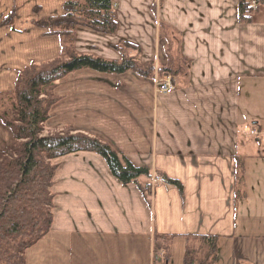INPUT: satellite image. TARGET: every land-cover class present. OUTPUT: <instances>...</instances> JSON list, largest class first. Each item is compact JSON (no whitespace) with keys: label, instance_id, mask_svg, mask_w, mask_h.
I'll use <instances>...</instances> for the list:
<instances>
[{"label":"crops","instance_id":"1","mask_svg":"<svg viewBox=\"0 0 264 264\" xmlns=\"http://www.w3.org/2000/svg\"><path fill=\"white\" fill-rule=\"evenodd\" d=\"M65 2L0 0V95L14 92L29 66L60 57V39L33 23L63 16ZM239 3L113 0L115 35L77 30L79 55L120 62L115 48L127 42L143 66L158 70L180 57L188 69L171 77L168 93L157 76L133 72L82 70L57 83L45 131L73 129L104 142L149 168L152 181L140 184L153 191L148 203L95 153L53 161L52 225L26 264H171L204 237L216 240L215 264H264V4L246 23ZM12 141L0 121V152Z\"/></svg>","mask_w":264,"mask_h":264},{"label":"trees","instance_id":"2","mask_svg":"<svg viewBox=\"0 0 264 264\" xmlns=\"http://www.w3.org/2000/svg\"><path fill=\"white\" fill-rule=\"evenodd\" d=\"M254 3L258 5L256 10ZM262 4V0H240L241 22L252 23ZM64 9L65 14L61 17L33 23L45 30L47 36L60 39V57L43 66H29L19 73L15 91L0 95V121L13 134L11 145L0 152V264H26L27 251L49 233L54 208L51 189L56 172L52 162L59 158L95 153L106 161L119 182L138 185L148 203L152 196V184H140L143 178L152 181L151 170L134 166L125 155L115 152L104 142L73 129L43 136L44 125L58 101L55 96L57 83L82 70L107 75L133 72L146 79L170 75L174 79L188 69L187 62L180 57H171L170 66L158 70L154 64L143 66L140 49L128 43L115 48L122 56L120 62L78 55L74 51L77 29L87 28L108 36L117 33L113 0H66ZM156 177L168 186L182 190L180 182L163 175ZM202 245L207 246L208 251L197 258L190 250L185 264L216 263V240L204 237Z\"/></svg>","mask_w":264,"mask_h":264},{"label":"rangeland","instance_id":"3","mask_svg":"<svg viewBox=\"0 0 264 264\" xmlns=\"http://www.w3.org/2000/svg\"><path fill=\"white\" fill-rule=\"evenodd\" d=\"M253 7H254V9L256 10L257 8H258V5L256 4V6H254L253 5ZM12 19V18H11ZM11 19H9V21H11ZM5 22H7V21H5ZM80 29V28H79ZM87 29V28H86ZM78 30V29H77ZM90 30V29H89ZM92 31V30H91ZM94 32V31H93ZM76 35H77V32H76ZM75 42H76V39H75ZM124 43H127V42H124ZM122 44V43H121ZM129 44V43H128ZM130 45H132V44H130ZM133 46V45H132ZM136 47V46H135ZM74 51H75V53H77L76 52V50H75V44H74ZM129 53V52H128ZM78 54V53H77ZM130 54H132V55H134L135 54V52L134 51H130ZM79 55V54H78ZM81 56H87V55H81ZM96 58V57H95ZM165 76V75H164ZM163 76V77H164ZM158 82H159V80H158ZM158 84V83H157ZM16 88V87H15ZM159 88V87H158ZM44 127H45V125H44ZM65 130H67V129H65ZM65 130H63V131H49V130H47V132L45 131V128H44V133H43V136H51V135H54V134H57V133H62V132H64ZM52 164H53V162H52ZM194 244V249L193 250H191V251H193V253L195 254V256L198 258L199 256H202V255H204L205 254V252H206V250L208 249V247L207 246H205V245H202V243H198V242H196V243H193ZM202 248V249H201ZM189 249H190V247H189ZM200 251V253H197V252H199ZM202 251V252H201ZM208 251V250H207ZM167 252H166V250H161L160 252H159V255L161 256V257H165L167 254H166ZM183 257H185V254L184 255H182V254H177L176 252H175V255L173 256V260H172V263L171 264H183Z\"/></svg>","mask_w":264,"mask_h":264},{"label":"built area","instance_id":"4","mask_svg":"<svg viewBox=\"0 0 264 264\" xmlns=\"http://www.w3.org/2000/svg\"><path fill=\"white\" fill-rule=\"evenodd\" d=\"M256 6V3L253 4ZM159 90L163 93H168L174 90L173 80L170 75H165L162 79L158 82ZM252 135L257 137L258 133L256 131L252 132Z\"/></svg>","mask_w":264,"mask_h":264}]
</instances>
